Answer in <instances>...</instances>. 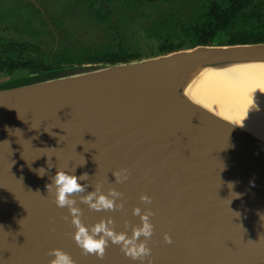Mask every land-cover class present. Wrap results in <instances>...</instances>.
<instances>
[{
    "label": "water",
    "instance_id": "95a60500",
    "mask_svg": "<svg viewBox=\"0 0 264 264\" xmlns=\"http://www.w3.org/2000/svg\"><path fill=\"white\" fill-rule=\"evenodd\" d=\"M245 62L264 63V43L70 67L76 71L0 89V264H50L55 248L76 264H141L111 243L102 260L83 255L69 210L46 188L60 168L89 175L75 197L88 226L112 218L131 235L141 225L134 208L155 213L152 264H264V140L182 94L202 68ZM120 169H128L123 183L113 175ZM97 185L123 193L124 207L81 203Z\"/></svg>",
    "mask_w": 264,
    "mask_h": 264
},
{
    "label": "trees",
    "instance_id": "16d2710c",
    "mask_svg": "<svg viewBox=\"0 0 264 264\" xmlns=\"http://www.w3.org/2000/svg\"><path fill=\"white\" fill-rule=\"evenodd\" d=\"M13 2L9 11L27 15L30 18H27L26 22L31 23L35 20L32 15L36 12L33 2L25 1L23 4L18 0ZM56 2L60 3L57 11L69 13L70 21H88L92 27L98 29V41H93L89 36L83 39L85 43L87 40L93 41V47L102 45L100 54L95 56L93 61L77 63L71 59L72 48L67 44L59 45L64 50L57 47L44 50L41 46L50 45L51 42L47 43V40L42 41L37 37H34L35 40H40L37 44L0 38V72H5L9 76L17 72H26L21 76H10L8 80L1 81L0 89L70 74L66 69L43 70L45 66L57 62L68 61L69 67L93 63H125L196 46L214 45L219 36L222 37L221 45L264 43V0H260L259 3H255L254 0H137L135 3H142L138 4V11L124 14L128 18L133 15L130 20L136 17L135 19L141 22L139 29L141 28L144 33H134L133 36L127 35L125 29H120L123 28L120 25L122 15L115 5H110V0H56ZM155 2L167 4V7L149 9L145 5ZM23 5L26 10L21 12ZM60 22V27L65 29V33H69V30L74 31L65 21ZM47 23L49 24V21L42 19L44 27H47ZM151 38L156 43L153 48L150 46L146 50L139 42L146 43Z\"/></svg>",
    "mask_w": 264,
    "mask_h": 264
},
{
    "label": "clouds",
    "instance_id": "9594fccd",
    "mask_svg": "<svg viewBox=\"0 0 264 264\" xmlns=\"http://www.w3.org/2000/svg\"><path fill=\"white\" fill-rule=\"evenodd\" d=\"M254 71H258L259 74L253 75ZM257 90L264 93V64H236L225 69L211 66L202 68L184 87L182 94L199 109L212 113L229 125L244 128L243 122L247 119L249 110L255 105L254 93ZM48 167L53 166L48 163ZM38 172L41 176L46 174L43 168ZM113 175L117 183H123L129 178L128 169L117 170ZM88 179L87 173L77 176L75 171L69 172L60 168L51 177L52 182L46 185L57 207H67L69 210L71 224L75 228L73 238L82 249L83 255H94L102 260L111 243L119 245L121 251L131 260L140 261L141 264L145 261L152 264V249L148 243L155 230L150 219L155 213L151 209L134 208L133 214L140 217L141 225L131 227V235L128 231L117 232L112 218H102L92 226L86 225L81 219L83 212L77 206L75 197L87 191L88 185L82 184L81 181ZM117 198H121L120 203H117ZM140 199L145 203H151V197L148 195H141ZM80 202L94 211H115L124 207L123 193L111 188L105 194L100 185H97L94 191L81 195ZM127 227L129 225L126 224ZM164 240L168 244L172 243V237L167 233ZM48 255L54 257L50 264H76L69 253L59 248L49 250Z\"/></svg>",
    "mask_w": 264,
    "mask_h": 264
},
{
    "label": "rangeland",
    "instance_id": "374dc122",
    "mask_svg": "<svg viewBox=\"0 0 264 264\" xmlns=\"http://www.w3.org/2000/svg\"><path fill=\"white\" fill-rule=\"evenodd\" d=\"M14 0H0V38L6 39L8 41H22L26 42L29 41L31 43L37 44L40 43V40L46 41L47 43L51 42L50 45L47 46H41L42 49H51L57 47L58 49L64 50L60 44H67L68 47H71L72 49V56L71 59L73 62L77 63H85L93 61L95 56H98L100 54V48L101 46L93 47L94 43L93 41L99 40V32L98 29L95 27H92V25L89 24L88 21H78L71 19L69 13H65V11H57L60 7L56 0H18L23 4L25 1H31L34 3L36 7V12H33L32 15L34 16V21L31 23L26 22L28 17L25 14L18 15L15 14L11 10L9 11V8L12 7V4ZM110 5H115L117 9L120 10V13L122 15V19H120V25L123 26L120 27V29H125V32L129 36H133L134 33L142 34L144 33L141 28V22L140 20H137L135 18H130L133 16H130L129 18L125 15L128 13H134L137 12L138 4L142 5V3L135 1L137 0H110ZM260 0H254L255 3H259ZM263 1V0H261ZM157 2V1H156ZM150 3L145 4L147 8L152 9L155 7H167V4L164 3ZM17 3V2H16ZM17 6V5H16ZM26 10V7L23 5L21 7V12H24ZM35 11V10H34ZM39 12V13H37ZM118 13V12H117ZM125 14V15H124ZM15 15L17 17H15ZM42 19L46 22L49 21V24L47 23V27H44L42 25ZM59 23H57V21ZM65 21L68 23V26H71L74 31L69 30V33H65V29L60 27L61 22ZM41 26V27H40ZM119 26V24H118ZM40 28V29H38ZM136 30V31H134ZM76 32V34H75ZM48 35L49 37L47 38ZM89 36L93 41L87 40L86 43L84 42V39H87L86 37ZM34 37L40 38V40H35ZM221 39L222 37L219 36L216 38L214 45H221ZM46 42H42L45 43ZM141 43V46H145V49L148 50L150 46L153 48L156 41L154 39H149L146 43ZM52 45V46H51ZM92 49H95V51ZM93 64H104V63H93ZM88 64V65H93ZM85 66V65H83ZM72 67H81L77 65H73ZM69 62H57L56 64H51L48 66H45L43 70H56V69H66L67 72L72 73L76 70L68 69ZM38 72V71H37ZM25 71L17 72L15 74H12L10 76H21ZM5 72H0V82L4 80H8L10 77Z\"/></svg>",
    "mask_w": 264,
    "mask_h": 264
},
{
    "label": "bare ground",
    "instance_id": "6f19581e",
    "mask_svg": "<svg viewBox=\"0 0 264 264\" xmlns=\"http://www.w3.org/2000/svg\"><path fill=\"white\" fill-rule=\"evenodd\" d=\"M264 63L259 62H245L241 65H260ZM236 64H227V66ZM226 66V67H227ZM217 68V69H225ZM258 71H254L253 75H258ZM255 105L249 110L247 119L243 122L244 127L252 133L261 136L264 140V93L257 90L254 93Z\"/></svg>",
    "mask_w": 264,
    "mask_h": 264
},
{
    "label": "flooded vegetation",
    "instance_id": "af4514ba",
    "mask_svg": "<svg viewBox=\"0 0 264 264\" xmlns=\"http://www.w3.org/2000/svg\"><path fill=\"white\" fill-rule=\"evenodd\" d=\"M3 73V72H2ZM9 79V78H8Z\"/></svg>",
    "mask_w": 264,
    "mask_h": 264
}]
</instances>
